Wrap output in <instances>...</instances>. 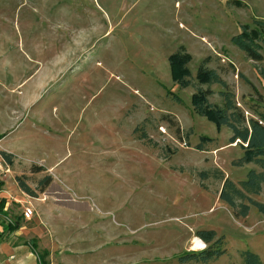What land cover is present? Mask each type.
I'll return each mask as SVG.
<instances>
[{"label": "rangeland", "instance_id": "1", "mask_svg": "<svg viewBox=\"0 0 264 264\" xmlns=\"http://www.w3.org/2000/svg\"><path fill=\"white\" fill-rule=\"evenodd\" d=\"M233 1L0 0V133L19 123L0 147L29 166L62 158L55 174L86 196L83 234L122 237L72 264H241L244 250L264 264V215L251 207L236 216L213 176L237 183L261 168L234 165L242 149L229 142L232 131H217L191 105L198 88L221 106L227 90L245 118L264 112V48L255 61L231 42L241 24L264 20V0ZM180 46L192 56L185 88L168 62ZM205 57L225 87L196 81ZM202 135L213 140L198 150ZM251 197L264 203V183ZM197 230H214L226 252L179 263L184 251L205 248ZM194 238L204 245L194 248Z\"/></svg>", "mask_w": 264, "mask_h": 264}, {"label": "trees", "instance_id": "2", "mask_svg": "<svg viewBox=\"0 0 264 264\" xmlns=\"http://www.w3.org/2000/svg\"><path fill=\"white\" fill-rule=\"evenodd\" d=\"M237 6L242 2L233 1ZM241 30L232 36L231 42L242 50L249 59L255 61L263 60L262 49L264 48V20H255L251 24H241ZM191 54L180 46L176 51L168 56L171 80L179 87L185 88L191 85V72L188 63L191 61ZM205 57L199 65L195 79L199 84H221L225 87V81L220 77L216 70L208 68L205 64L209 61ZM210 90L198 88L191 95V105L196 114L205 117L212 122L217 131L222 126H226L232 131L229 142H236L242 149V154L232 163L236 166H242L248 163H255L261 168L260 171L249 169L243 179L237 183L229 178L222 177L219 170L213 172V176L223 179V185L219 192V199L225 202L235 213L236 216H246L251 207L264 215V203L255 200L251 195H257L261 191V185L264 183V112H258L256 117L245 118L234 102V94L227 90L219 91L223 99V105H217L209 102L208 95ZM177 101L180 98L174 95ZM137 131V127L134 133ZM3 135H0V138ZM139 139L149 140L145 133L138 136ZM213 138L202 135L200 142L195 146L198 150H204V143L212 141ZM1 157L10 165L13 162V155L5 151H0ZM42 166L32 165L29 169L31 173L43 170ZM218 173H221L219 175ZM203 178L209 174L203 173ZM26 175L17 176L16 181L20 189L31 196H35V191H43L50 183L51 176L44 175L37 181V186L31 188L27 184ZM196 236L206 243L205 248L200 250H186L177 257L179 263L190 261L208 263L218 259L226 250L223 246V238L216 237L214 230H197ZM241 264H261L259 256L249 250L239 252Z\"/></svg>", "mask_w": 264, "mask_h": 264}, {"label": "crops", "instance_id": "3", "mask_svg": "<svg viewBox=\"0 0 264 264\" xmlns=\"http://www.w3.org/2000/svg\"><path fill=\"white\" fill-rule=\"evenodd\" d=\"M59 70L53 77H61L63 72L58 74ZM21 84L18 82L19 89ZM35 98H25L24 107L28 108ZM18 124L12 128L10 124V129L0 133L3 135L0 144L13 134ZM0 151L13 155L11 171L0 186V264H72L74 256L96 253L112 242L121 241L117 232H105L96 241L83 234L82 227L89 222V215L81 205L86 196L78 195L67 180L55 174L54 169L62 158L50 166L42 162L32 164L44 169L31 173L32 165L23 164L14 151L5 146ZM47 174L51 176L50 183L43 191H35V196L20 189L16 181L17 176L26 175L27 184L35 188L37 181ZM27 201L33 208L30 219L22 214Z\"/></svg>", "mask_w": 264, "mask_h": 264}, {"label": "built area", "instance_id": "4", "mask_svg": "<svg viewBox=\"0 0 264 264\" xmlns=\"http://www.w3.org/2000/svg\"><path fill=\"white\" fill-rule=\"evenodd\" d=\"M10 171V165L0 155V186H2ZM22 214L26 219H30L33 215V208L28 201L24 203Z\"/></svg>", "mask_w": 264, "mask_h": 264}, {"label": "bare ground", "instance_id": "5", "mask_svg": "<svg viewBox=\"0 0 264 264\" xmlns=\"http://www.w3.org/2000/svg\"><path fill=\"white\" fill-rule=\"evenodd\" d=\"M192 244L194 248H200L202 245H204L198 238H194Z\"/></svg>", "mask_w": 264, "mask_h": 264}]
</instances>
